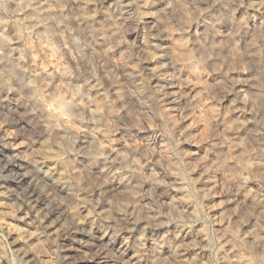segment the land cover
<instances>
[{
    "label": "clouds",
    "instance_id": "obj_1",
    "mask_svg": "<svg viewBox=\"0 0 264 264\" xmlns=\"http://www.w3.org/2000/svg\"><path fill=\"white\" fill-rule=\"evenodd\" d=\"M0 264H264V0H0Z\"/></svg>",
    "mask_w": 264,
    "mask_h": 264
}]
</instances>
